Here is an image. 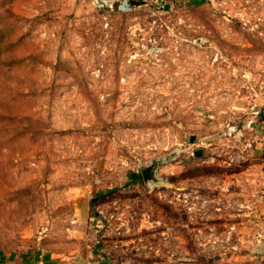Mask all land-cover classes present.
I'll return each mask as SVG.
<instances>
[{
    "label": "rangeland",
    "instance_id": "rangeland-1",
    "mask_svg": "<svg viewBox=\"0 0 264 264\" xmlns=\"http://www.w3.org/2000/svg\"><path fill=\"white\" fill-rule=\"evenodd\" d=\"M263 117L264 0H0V264H264Z\"/></svg>",
    "mask_w": 264,
    "mask_h": 264
},
{
    "label": "water",
    "instance_id": "water-1",
    "mask_svg": "<svg viewBox=\"0 0 264 264\" xmlns=\"http://www.w3.org/2000/svg\"><path fill=\"white\" fill-rule=\"evenodd\" d=\"M151 174H152L151 169H147V170L144 171V173H143V177H144L145 179H147L148 176L151 175Z\"/></svg>",
    "mask_w": 264,
    "mask_h": 264
},
{
    "label": "trees",
    "instance_id": "trees-1",
    "mask_svg": "<svg viewBox=\"0 0 264 264\" xmlns=\"http://www.w3.org/2000/svg\"><path fill=\"white\" fill-rule=\"evenodd\" d=\"M264 118V117H263Z\"/></svg>",
    "mask_w": 264,
    "mask_h": 264
}]
</instances>
